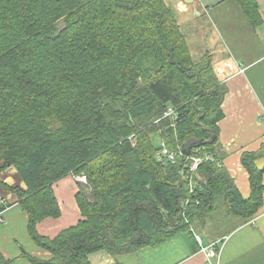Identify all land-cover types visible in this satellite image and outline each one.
Returning a JSON list of instances; mask_svg holds the SVG:
<instances>
[{
    "label": "trees",
    "instance_id": "trees-1",
    "mask_svg": "<svg viewBox=\"0 0 264 264\" xmlns=\"http://www.w3.org/2000/svg\"><path fill=\"white\" fill-rule=\"evenodd\" d=\"M235 1L258 28L256 0ZM226 93L208 52L193 62L163 0H0V172L16 170V182L0 178V189L16 196L30 239L52 256L28 261L90 264L99 251L135 253L203 223L217 206L251 219L262 206L264 168L255 161L264 151L240 157L244 200L222 164ZM168 108L174 117H164ZM189 138L202 140L191 152L214 161L192 174L187 197L183 157L170 164L156 152L159 140L177 151ZM69 174L87 181L74 197L82 220L40 236L37 224L60 216L53 185ZM0 264H10L1 253Z\"/></svg>",
    "mask_w": 264,
    "mask_h": 264
},
{
    "label": "crops",
    "instance_id": "crops-1",
    "mask_svg": "<svg viewBox=\"0 0 264 264\" xmlns=\"http://www.w3.org/2000/svg\"><path fill=\"white\" fill-rule=\"evenodd\" d=\"M163 1L176 12L193 62H199L208 52L215 73L227 88L221 106L224 117L217 124L219 146L225 155L222 164L246 200L250 196L249 177L240 157L245 152L264 151V0H256L262 20L256 29L247 23L235 0ZM255 166L264 168V156L255 161ZM7 170L4 182L10 181L11 186L16 182V170ZM262 182L264 185V175ZM53 191L61 215L36 226L38 234L49 239L82 220L74 198L78 186L72 177L56 182ZM0 195L9 205L16 199L3 189ZM214 212L207 214L203 223L154 247L115 257L99 251L90 254L88 260L90 264H264V192L262 206L246 222L228 217L224 210L222 214ZM1 217L5 223L0 225V253L10 264H31L27 256L40 260L52 257L30 239L27 216L18 205L6 207ZM196 236L201 247H220L219 256L206 261Z\"/></svg>",
    "mask_w": 264,
    "mask_h": 264
},
{
    "label": "built area",
    "instance_id": "built-area-1",
    "mask_svg": "<svg viewBox=\"0 0 264 264\" xmlns=\"http://www.w3.org/2000/svg\"><path fill=\"white\" fill-rule=\"evenodd\" d=\"M240 72L242 73L243 70H241ZM164 117H174V111L171 108H168ZM178 155L183 157V161H184L183 169H184V172L188 175V196L187 197H189L190 195L195 194V186L191 180L192 174L196 172L197 168L201 164L209 162V161H214V159L209 153H203L202 155H200L198 150L192 151L188 157H185L182 154L181 148H178L177 151H172L168 149L167 145L164 142L159 143L156 156L160 162H168L170 164H175ZM188 200L189 198L185 200V205L188 203ZM6 201H7L6 197H0V206L5 207L4 210H6V207L9 206V204L6 203ZM197 201L198 200H196V203H195L196 205L198 204ZM3 211H0V225H3L5 223V220L3 219V217H1V213ZM196 241L198 243L200 242V239L198 236H196ZM200 252L204 253L207 259L206 261H208L211 258H216L219 256L220 247H217L215 244H211L206 247H201L200 245Z\"/></svg>",
    "mask_w": 264,
    "mask_h": 264
},
{
    "label": "rangeland",
    "instance_id": "rangeland-1",
    "mask_svg": "<svg viewBox=\"0 0 264 264\" xmlns=\"http://www.w3.org/2000/svg\"><path fill=\"white\" fill-rule=\"evenodd\" d=\"M165 115V114H164ZM129 139H131L134 143H133V146L135 145V140H134V138L133 137H130ZM156 143H158V142H161V140H159L158 142L157 141H155ZM9 168H11V167H9ZM13 169H14V167H12ZM8 169V168H7ZM6 169V170H7ZM4 170L3 172H0V178H1V180H2V182L4 183V179H5V177L9 174V170ZM15 170V169H14ZM6 171V173L4 174V172ZM8 173V174H7ZM2 174L4 175L3 177H2ZM69 176L70 177H72V180L74 181V182H76L77 184H81V185H83V186H86L87 185V181H86V178H85V176L84 175H77V176H75V175H73V174H69ZM80 179H82V180H80ZM6 180V179H5ZM5 184V183H4ZM9 186V185H8ZM4 190V189H3ZM7 194H13V193H10V192H8ZM6 196V195H5ZM0 197H2V195H0ZM13 205H18V202H17V198L15 199V201H13L12 202V204H10L9 206H13ZM77 205V204H76ZM59 210H60V208H59ZM216 212L218 213H223V208L222 207H220V206H217V209H216ZM216 212H214V213H216ZM60 215H61V211H60ZM60 217V216H59ZM58 217V218H59ZM53 219V218H52ZM54 219H57V218H54ZM60 232V231H59ZM58 232V233H59ZM57 233V234H58Z\"/></svg>",
    "mask_w": 264,
    "mask_h": 264
},
{
    "label": "water",
    "instance_id": "water-1",
    "mask_svg": "<svg viewBox=\"0 0 264 264\" xmlns=\"http://www.w3.org/2000/svg\"><path fill=\"white\" fill-rule=\"evenodd\" d=\"M192 0H190L188 3H191ZM202 142V140H198L195 138H189L188 140H186L182 146H181V151L183 156L188 157L191 153V149L192 147H197L200 143ZM10 181H6L4 182L6 185L9 184ZM22 187H24V184L21 183Z\"/></svg>",
    "mask_w": 264,
    "mask_h": 264
}]
</instances>
